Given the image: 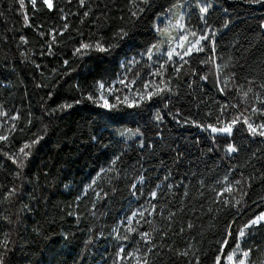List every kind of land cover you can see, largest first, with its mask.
<instances>
[{
    "label": "trees",
    "instance_id": "1",
    "mask_svg": "<svg viewBox=\"0 0 264 264\" xmlns=\"http://www.w3.org/2000/svg\"><path fill=\"white\" fill-rule=\"evenodd\" d=\"M181 2L187 5L188 28L216 30L217 63L228 64L221 83L212 66L201 63L211 54L204 42L205 51L186 56L179 73L180 60L164 63L162 75H152L161 70L148 57L131 67L141 87L134 91L146 93L170 80L173 93L116 110L88 100L89 93L97 96V81L109 83L127 58H138L159 42L161 16ZM210 3L206 25L196 0H149L140 3L144 11L137 17L131 16L136 10L131 0H85L83 6L80 0H53L52 9L43 0L35 8L25 0L24 10L18 0H0V112L6 113L0 115V134L8 136L0 141V243L8 242L0 248L4 264H136L126 253L139 247L143 255L152 244L149 264H214L217 255L226 264L223 257L235 247L236 230L264 212V137L251 136L241 123L224 136L184 121L215 124L217 117L227 122L240 113L256 123L264 119L250 111L261 106L257 96L264 98V0ZM121 28L129 34L117 40L114 34ZM96 41L118 46L74 55L81 43ZM205 74L208 79L201 80ZM233 74L221 93L218 88ZM241 85L244 91L252 88L247 101L237 94ZM117 90L121 100H138L136 92L128 95L129 88ZM65 104L72 107L61 110ZM225 104L229 107L221 115ZM126 129L140 135L121 136ZM25 144L31 145L26 157L20 152ZM228 144L238 152L227 153ZM229 183L232 193L224 191ZM152 191L158 193L155 200ZM225 199L230 203L225 205ZM137 208L143 217L139 211L132 215ZM229 224L232 237L227 236ZM141 232L151 233V243L141 240ZM248 232L242 247L252 248L250 259L259 264L264 227ZM225 239L229 244L221 254ZM121 247L123 260L117 256ZM186 250L189 254L182 255Z\"/></svg>",
    "mask_w": 264,
    "mask_h": 264
},
{
    "label": "snow or ice",
    "instance_id": "2",
    "mask_svg": "<svg viewBox=\"0 0 264 264\" xmlns=\"http://www.w3.org/2000/svg\"><path fill=\"white\" fill-rule=\"evenodd\" d=\"M249 2L261 3L262 0H249ZM18 3L20 5V9L24 10L25 9V0H18ZM29 3L31 4V6L33 8H35V6L37 4V0H29ZM43 3L49 9L53 8V0H43ZM84 3H85V0H80L81 6H83ZM140 3L146 5L149 3V0H139V3L137 2V0H131L132 7L134 9H136L134 11H131L132 17H137L138 12L144 11V9L139 6ZM196 4H197V7L199 8L201 20H204L205 24L207 25L206 14L208 13L209 9L212 7L211 3L209 2V0H196ZM179 7H180L179 4L173 5V9L179 8ZM169 11L172 12L173 16L175 17V22L172 23L170 21L168 27H166L164 29H160V28L157 29V31L161 35H168L170 40H172V42L176 45L175 47H173L171 45L169 46L168 51H167L166 63L168 61H172L174 56L179 57L180 61L183 62L180 65V67H177L175 69V72L179 73L181 68L183 67V65L188 63V61L185 60L184 58L186 56H188V57L192 56L193 52H196V53L204 52L205 47H206L204 42H208V45L210 46V53L211 54L205 60H202L201 63L205 64V65H211L212 68L215 70V73L217 74V83L218 84L221 83V81L219 80V76L228 67V64L225 63V64L221 65L220 63H217L218 57L216 56V44H215L216 30L212 29L210 25H207L205 30H203L201 33H197L195 30L188 28L187 25L184 23V14L182 12H180V13L173 12L172 9H170ZM84 15L87 16L88 13L85 12ZM24 19H25V22L27 24L28 16H27L26 12H24ZM133 23H134V21H133ZM227 26H228V24H227V22H225L223 27L226 28ZM64 28L66 30L68 28V25L65 24ZM170 28L175 29L177 31L178 35L175 37L171 36L170 32H169ZM128 34H129L128 31H125L123 28H121L114 35H115V38H117V40H123L125 37L128 36ZM41 35H44V34L41 33ZM189 36H191L193 39H189ZM20 39L22 42L27 43L26 39L23 36H21ZM53 41H55L54 35H53ZM117 46H118V44H111V43L108 44L107 46H105V44L102 41H96L95 43H81L79 45V47H77L74 50V55L84 57V56L89 55L92 51L109 52L110 50L114 49ZM177 48L183 49V52L181 53V52L177 51ZM154 49L159 50V45L158 44L153 45L151 48H149L147 50L146 54L148 55L149 59H151V56H152ZM229 59H231V58H229ZM65 63H67V61H65ZM37 67H39V66L37 65ZM164 67L165 66L163 64H161L160 65L161 71H157L155 73H152V75H162V70L164 69ZM192 71H193V74H195L196 70L193 69ZM234 75L235 74H233V76L227 77L223 81V84L225 86L218 88V90L221 93H224L226 91L227 83L229 80L234 79ZM200 79L201 80H207L208 75L205 74V75L201 76ZM117 83L124 85L126 88L129 87L128 84H125L124 79L118 80ZM135 83H136L135 80L130 81V84H135ZM162 83H163V86L156 84L151 91H147L146 93L140 89H137L136 90V96L138 97V100L135 98H130L129 96H124L123 100H121L119 95H115V93L118 90L113 85H109L108 87H106L105 82L97 81L95 86H94L95 92L97 93V96L94 97L93 94L89 93L87 95V99L93 101L94 103H98L100 107H103V108L108 109V110H116L121 105H127V107H129V108L140 107L142 102L150 101L153 99V97L163 96L164 93H173V91H174L173 88H171L169 86L170 80L162 82ZM143 87H144V89H148L149 84L145 83ZM189 87H191V85H189ZM261 87H264V85H261ZM250 92H252V88L249 87L247 89V91H244L243 85H241L239 87V89L237 90V94L240 95L241 98L244 99L245 101H247V97H248ZM108 96H114L115 103H109ZM256 100L258 101L259 105H261V106L260 107L253 106L250 110L251 115L252 116H260V117L264 118V98L257 96ZM77 103H79V101H77ZM59 107L62 110L64 108H70V107H72V105L71 104H65V105H61ZM228 107H229V105H227V104L221 106V115H223V113L226 111V109ZM232 107H237V105H232ZM53 111H55V110H53ZM245 111H248V109H245ZM0 115H6V113L0 112ZM208 115H211V113H209ZM16 118L17 117H13V119H16ZM156 119L159 120L162 118L159 115H157ZM184 123L192 124L193 126L199 127L204 131H208L210 129L212 133H216V134H220V135H224V136H230L233 132V128L237 124L243 123V124L247 125V131L249 133H251V135L253 137H255V136L264 137V119H262L260 123H256L254 120L251 119L250 116H245L243 113H240L238 116L233 117L231 120H229L227 122L223 121L220 117H217L215 124L209 123L207 125H204V124L198 123L196 120H191V119L185 120ZM14 127L15 126H13V129H14ZM120 135L121 136H137V135H140V133H139V130H136L135 132H133L130 129H126L125 131L121 132ZM7 140H8L7 135H0V141L6 142ZM36 142H38V141H33V143H36ZM30 147H31V145L25 144L24 147L20 149V152L23 153L26 157L28 155V153L25 152V149L30 148ZM141 147H143V143H141ZM238 150L239 149L234 144H228L226 152L231 154V153L238 152ZM209 151H211V149H209ZM116 159H119V157H117ZM115 162H116L115 160L112 161L113 164H115ZM22 166H23V162L21 161V167ZM103 171H104V169H101V172H103ZM98 177H99V174H98ZM139 179H140V182L143 183L144 177L141 176ZM165 179H167V177H165ZM224 180L225 181L228 180L227 175L224 177ZM95 183H96V181L93 180L92 184H95ZM235 183L237 185H239L241 183V181L237 180V181H235ZM92 184L88 185V187L91 188ZM135 188H136V185L133 184L132 189H135ZM171 188H172V185H168L169 191L171 190ZM157 189H160V185H157ZM224 191L227 193H232L233 192L232 184L229 183L228 186L224 189ZM14 194H15V189H13L11 192H9L8 195H9V197H11ZM133 195H135V192H133ZM157 195H158L157 191H152L150 193L152 200H155L157 198ZM184 195H187V192H185ZM245 195H246V193H245ZM223 203L225 205H227L230 203V201L225 199V200H223ZM236 203L239 204L240 201L237 200ZM149 204L151 206V209L155 210L156 205L152 204L151 200L149 201ZM209 211H211V209H209ZM138 214L141 217H143L144 211H139ZM132 215L136 216L137 212H133ZM173 215H174V213H170L169 219H171ZM5 219H7V218L5 217ZM128 222H129V224L131 223V218H129ZM258 225L264 227V212H261L259 215L255 216L254 219H251L246 224H244L243 227H240L238 230H236V234L233 237L235 247L232 248V250L230 252H228L226 254V256L223 257L224 260L226 261V264H256L255 261L250 259L253 249L252 248L245 249L241 245H242V242L249 235L248 230L253 229ZM192 227H194V225L189 223L188 228L191 229ZM128 231L129 232H135L136 229L129 227ZM181 231H184V229L182 228ZM139 235L141 237V240L148 242V243H151V241L153 239L151 233H149V232H141V233H139ZM227 236H229V237L233 236V224L228 225ZM117 239H125L126 240V239H128V236L125 235V236L121 237V236L117 235ZM7 243H8L7 239H5L2 243H0V248L6 249ZM228 244H229L228 239H225L223 241L222 247L219 250L221 254L224 253V245H228ZM152 247H155V244L151 245V247L148 249V252L151 251ZM189 247H191V245H189ZM148 252L143 253V255H138L140 253V249H139V247H137L132 252L126 253V256L135 258L136 264H149V261L147 259ZM181 254L184 256H187L189 253L186 250ZM117 256L120 257L121 260H123L125 258V249L123 247H121L119 249ZM262 256H264V253H262ZM221 260H222V255H217L215 257L214 264H221ZM0 264H4V258H3L2 253H0ZM260 264H264V259H262L260 261Z\"/></svg>",
    "mask_w": 264,
    "mask_h": 264
},
{
    "label": "rangeland",
    "instance_id": "3",
    "mask_svg": "<svg viewBox=\"0 0 264 264\" xmlns=\"http://www.w3.org/2000/svg\"><path fill=\"white\" fill-rule=\"evenodd\" d=\"M209 2H210V0H209ZM178 4L180 5V7L179 8H175V9L172 8V10H173V12H178V13L182 12L184 14V23H185L186 14H187V12H186V9H187L186 6L187 5L183 4L182 2L178 3ZM161 19H162V23H161L160 29H164V28L168 27L170 21L172 23L175 22V17L173 16L172 12H170L169 10L161 16ZM169 32H170V35L173 36V37L178 35V33H177V31L175 29H171L170 28ZM189 39H193V38L191 36H189ZM157 44L159 45V50H155L154 49L153 53H152V56H151V59H149V60H151L154 69L158 68L161 64L166 63V61H167V51H168L169 46L170 45L173 46V47L176 46L172 42V40H170L168 35H161L160 33H159V42H157L155 45H157ZM177 51L182 53L183 49L177 48ZM146 53H147V51L140 52L138 58L135 57V56H131V57L127 58L123 62L122 66H121V71L117 74L116 78L113 79L112 81H110L109 83H105V86L108 87L109 85H113L116 89H118V88H126L124 85L117 83L118 80L124 79L125 80V84L129 85V87H127V88H129V90L131 91L128 95H130L132 92H136L132 88H141L139 85H137V82L135 84H130V81H133V79L131 77V67L139 59H141L143 57L147 58L148 55ZM179 60H180L179 57L174 56L172 61H179ZM115 95H118V93L116 92ZM111 98H114V96H108L109 103H111ZM241 124H243V123H241ZM243 125L247 128V125H245V124H243ZM2 128H3V123L0 122V132H1ZM138 211H139V209L137 208L135 210V212H138Z\"/></svg>",
    "mask_w": 264,
    "mask_h": 264
}]
</instances>
